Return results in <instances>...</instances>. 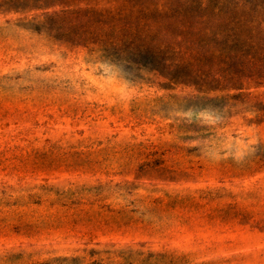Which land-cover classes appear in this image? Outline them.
Instances as JSON below:
<instances>
[{
  "label": "rangeland",
  "instance_id": "1",
  "mask_svg": "<svg viewBox=\"0 0 264 264\" xmlns=\"http://www.w3.org/2000/svg\"><path fill=\"white\" fill-rule=\"evenodd\" d=\"M114 1L0 0V264H264V87L199 109L67 42Z\"/></svg>",
  "mask_w": 264,
  "mask_h": 264
},
{
  "label": "trees",
  "instance_id": "2",
  "mask_svg": "<svg viewBox=\"0 0 264 264\" xmlns=\"http://www.w3.org/2000/svg\"><path fill=\"white\" fill-rule=\"evenodd\" d=\"M122 2L63 13L73 16L67 42L81 40L102 61L144 70L162 87L193 89L199 109L264 87V0Z\"/></svg>",
  "mask_w": 264,
  "mask_h": 264
}]
</instances>
